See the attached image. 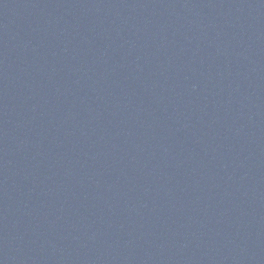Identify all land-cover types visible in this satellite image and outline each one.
Masks as SVG:
<instances>
[{"label":"water","instance_id":"water-1","mask_svg":"<svg viewBox=\"0 0 264 264\" xmlns=\"http://www.w3.org/2000/svg\"><path fill=\"white\" fill-rule=\"evenodd\" d=\"M0 264H264V0H0Z\"/></svg>","mask_w":264,"mask_h":264}]
</instances>
